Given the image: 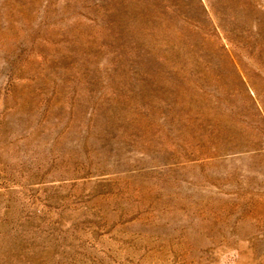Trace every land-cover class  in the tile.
Wrapping results in <instances>:
<instances>
[{"label": "rangeland", "instance_id": "1", "mask_svg": "<svg viewBox=\"0 0 264 264\" xmlns=\"http://www.w3.org/2000/svg\"><path fill=\"white\" fill-rule=\"evenodd\" d=\"M263 26L264 0H0V264H264Z\"/></svg>", "mask_w": 264, "mask_h": 264}, {"label": "bare ground", "instance_id": "2", "mask_svg": "<svg viewBox=\"0 0 264 264\" xmlns=\"http://www.w3.org/2000/svg\"><path fill=\"white\" fill-rule=\"evenodd\" d=\"M228 1V0H227ZM235 2V1H234ZM234 2H233V4H234ZM233 6V5H232ZM262 22V21H261ZM264 27V26H263ZM264 32V31H263ZM262 33V32H261Z\"/></svg>", "mask_w": 264, "mask_h": 264}]
</instances>
